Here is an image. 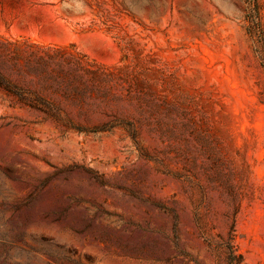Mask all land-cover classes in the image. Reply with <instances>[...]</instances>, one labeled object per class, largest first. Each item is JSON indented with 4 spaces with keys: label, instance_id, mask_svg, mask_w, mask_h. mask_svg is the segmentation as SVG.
Segmentation results:
<instances>
[{
    "label": "rangeland",
    "instance_id": "obj_1",
    "mask_svg": "<svg viewBox=\"0 0 264 264\" xmlns=\"http://www.w3.org/2000/svg\"><path fill=\"white\" fill-rule=\"evenodd\" d=\"M0 35L112 71L77 128L0 93V264H264V0H0Z\"/></svg>",
    "mask_w": 264,
    "mask_h": 264
},
{
    "label": "trees",
    "instance_id": "obj_2",
    "mask_svg": "<svg viewBox=\"0 0 264 264\" xmlns=\"http://www.w3.org/2000/svg\"><path fill=\"white\" fill-rule=\"evenodd\" d=\"M111 76L108 67L73 45L43 44L0 35L3 100L11 107L30 109L45 120L77 128L68 107L78 106L82 110L86 99L101 93V85ZM109 127L102 125L90 130Z\"/></svg>",
    "mask_w": 264,
    "mask_h": 264
}]
</instances>
